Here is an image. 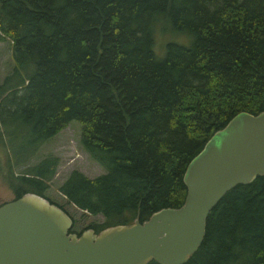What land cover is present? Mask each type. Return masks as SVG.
Masks as SVG:
<instances>
[{
  "label": "trees",
  "instance_id": "obj_1",
  "mask_svg": "<svg viewBox=\"0 0 264 264\" xmlns=\"http://www.w3.org/2000/svg\"><path fill=\"white\" fill-rule=\"evenodd\" d=\"M163 17L191 41L168 42L158 56L153 26ZM5 40L0 159L8 186L14 197L49 198L58 157L29 159L79 120L81 146L105 171L74 168L58 189L103 215L87 226L95 233L180 206L186 165L210 135L241 110L264 109V0H0ZM181 264H264V175L225 192Z\"/></svg>",
  "mask_w": 264,
  "mask_h": 264
},
{
  "label": "water",
  "instance_id": "obj_2",
  "mask_svg": "<svg viewBox=\"0 0 264 264\" xmlns=\"http://www.w3.org/2000/svg\"><path fill=\"white\" fill-rule=\"evenodd\" d=\"M264 175V109L215 130L183 173L184 202L143 221L70 232L72 218L34 191L0 203V264H181L205 235L210 209L238 183Z\"/></svg>",
  "mask_w": 264,
  "mask_h": 264
},
{
  "label": "rangeland",
  "instance_id": "obj_3",
  "mask_svg": "<svg viewBox=\"0 0 264 264\" xmlns=\"http://www.w3.org/2000/svg\"><path fill=\"white\" fill-rule=\"evenodd\" d=\"M169 18H161L156 20L153 26L154 43L153 49L158 56L165 53L166 44L168 42H177L189 44L191 35L175 30L172 27ZM11 65L10 42L8 40L0 42V80L4 77ZM81 123L77 119L69 121L66 127L54 134L46 140L39 148L36 155L29 159V163L37 162L42 157L52 154L58 157L55 174L49 180V186L45 193L50 199L59 202L68 211L70 216L74 218V229L80 230L87 227L90 223L101 221L103 215L92 214L76 207L69 202L64 194L59 191L58 185L67 177L69 172L74 169H80L88 176H95L105 171V168L93 159L89 153L84 150L80 144ZM24 164L13 166L15 173L20 172L24 168ZM6 170L0 159V203L14 198V191L8 186Z\"/></svg>",
  "mask_w": 264,
  "mask_h": 264
},
{
  "label": "flooded vegetation",
  "instance_id": "obj_4",
  "mask_svg": "<svg viewBox=\"0 0 264 264\" xmlns=\"http://www.w3.org/2000/svg\"><path fill=\"white\" fill-rule=\"evenodd\" d=\"M2 202H3V201H2ZM75 223H76L75 220L72 219V226H71V228L69 229V231H70V232H74V233H76V234H79L84 228H83V229H80V230L74 229V225H75Z\"/></svg>",
  "mask_w": 264,
  "mask_h": 264
}]
</instances>
